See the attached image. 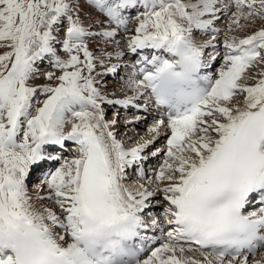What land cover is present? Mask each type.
<instances>
[{"label":"snow or ice","instance_id":"snow-or-ice-1","mask_svg":"<svg viewBox=\"0 0 264 264\" xmlns=\"http://www.w3.org/2000/svg\"><path fill=\"white\" fill-rule=\"evenodd\" d=\"M104 104L163 118L125 149ZM149 149L166 159L128 184ZM258 249L264 0H0V264H264Z\"/></svg>","mask_w":264,"mask_h":264},{"label":"bare ground","instance_id":"bare-ground-1","mask_svg":"<svg viewBox=\"0 0 264 264\" xmlns=\"http://www.w3.org/2000/svg\"><path fill=\"white\" fill-rule=\"evenodd\" d=\"M224 24H225V22L221 21L216 26L223 28ZM205 38H207V37H205ZM240 38H243V37L241 36ZM219 39L223 40V33L220 34V36L218 37V40ZM119 70H123V71L127 70L126 72L128 74L127 73H121V74H127V77L130 74V72L132 71V69L130 71V67L129 68L121 67ZM127 77L124 78V76H123L121 78L120 81L123 80V82H120V85H118V84L116 85L114 82H110V81L105 82L103 85L100 84V85H102L101 88L103 90V94L108 99H113V100L123 99L125 94L121 95V96H114V95H116L115 93H124L123 91H121V89L125 85ZM130 95H132V93ZM141 103H142V101H141ZM102 107L104 108V113L107 109L113 108V112L111 114L112 117H110L106 120H112L116 116V114L119 113L118 124L115 126V131L117 133V139L118 140L121 139L120 141H123L125 149H130L132 147H135L138 142H142L141 138H144V139L150 138L151 134L148 132V128L154 123V121L156 119H160V116L157 113V108L155 106H152V110L150 112H146L142 109L138 110L134 106L124 107L121 105L104 104V105H102ZM134 116H140V117H142V119L139 121H135V120H133ZM128 121H133V122L128 123ZM142 122H144L146 124V125H144V126H146L145 128H143V126H140ZM143 129H145V130L143 131ZM138 136H139V138H138L139 141H136ZM133 138H135V141H133L134 140ZM165 146H166L165 134L162 131L159 138L157 139L154 147L164 149ZM151 150L152 149H149L148 152L142 153V155L148 156V159L137 162L143 166H148L146 169L145 176L142 178V177H137L134 173H130V177L127 180L128 184L137 185L139 183H145L147 177H152L154 175V173L159 170L160 166L163 164V161L166 159V157L163 155V152H161V154H159L156 157H152L149 155V152ZM158 158H161V163L156 161ZM129 170H130V168L128 169V172H129ZM132 181H134V182H132ZM159 208L160 207H154L152 209V212L158 213ZM156 231L157 230L154 231L152 229H149L147 234L148 235H154V233ZM261 259H264V250L262 252L258 253L253 259H250V261L251 260H261Z\"/></svg>","mask_w":264,"mask_h":264},{"label":"rangeland","instance_id":"rangeland-1","mask_svg":"<svg viewBox=\"0 0 264 264\" xmlns=\"http://www.w3.org/2000/svg\"><path fill=\"white\" fill-rule=\"evenodd\" d=\"M260 26V22H257V24L255 25V27L256 28H258ZM246 34H250V31L249 32H237V33H233V35H236L238 38H240L241 36L243 37L244 35H246ZM219 41L221 42V44H222V42H223V40L222 39H219ZM221 52H223V48H221ZM220 65L219 64H217L216 65V67L218 68ZM44 71H46V70H44ZM47 71H56L55 69H51V68H49V69H47ZM118 72H119V74L118 75H113L112 77H110V75H112V74H108L106 77H105V79L103 80V82L101 83L102 85L105 83V82H107V81H110V82H114L116 85L118 84V85H120V82H122V81H118L117 79L119 78V80H120V76H123L122 74H120V73H122L121 72V70H118ZM59 74V72L57 71V75ZM37 83H44V79H43V77H38L37 78V81H36ZM102 85H100V87L102 86ZM117 87V86H116ZM116 95H114V96H121V95H124L125 93H115ZM127 94L128 95H130L131 94V92L130 91H128L127 92ZM133 111V110H132ZM112 112H113V108H109V109H107L106 111H105V119H108V118H110V117H112ZM144 125H146L144 122H142L141 123V125L140 126H143V128H145L146 126H144ZM145 129H143V131H144ZM138 138H139V136L137 137V139H136V141H139L138 140ZM134 140L133 141H135V138H133ZM121 140V139H120ZM132 141V142H133ZM123 142V141H122ZM134 143V142H133ZM159 159V160H158ZM156 161L157 162H160L161 163V158H158ZM37 179H35V180H33L32 182H31V184H30V187L32 188V189H34L35 187L33 186V184H35L37 181H36ZM33 183V184H32Z\"/></svg>","mask_w":264,"mask_h":264}]
</instances>
